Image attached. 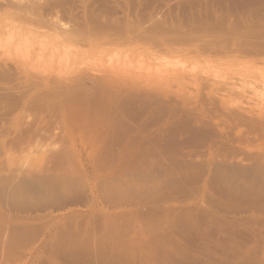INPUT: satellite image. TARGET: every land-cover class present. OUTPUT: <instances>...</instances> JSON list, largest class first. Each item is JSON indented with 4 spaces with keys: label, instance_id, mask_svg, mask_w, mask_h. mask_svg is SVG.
Here are the masks:
<instances>
[{
    "label": "rangeland",
    "instance_id": "obj_1",
    "mask_svg": "<svg viewBox=\"0 0 264 264\" xmlns=\"http://www.w3.org/2000/svg\"><path fill=\"white\" fill-rule=\"evenodd\" d=\"M64 1L0 11V264H264V0Z\"/></svg>",
    "mask_w": 264,
    "mask_h": 264
},
{
    "label": "bare ground",
    "instance_id": "obj_2",
    "mask_svg": "<svg viewBox=\"0 0 264 264\" xmlns=\"http://www.w3.org/2000/svg\"><path fill=\"white\" fill-rule=\"evenodd\" d=\"M61 1H64V0H61ZM59 2H60V0L58 1V0H44V1H41V0H0V11H1V13L2 14H4V15H10V16H12V15H15L16 17H18L19 19H22V20H25L26 21V19L30 22V21H33V20H36L37 22H39L40 24H42V26L44 25V27H48L50 24L51 25H57L58 27H62V28H65V27H63V26H65V24L64 23H62L61 21H60V19H59V17H60V15H61V13H60V15L58 16V15H56V11H57V9L55 10V8L58 6V4H59ZM64 2H66V4H68L67 3V1H64ZM61 3V2H60ZM62 4V3H61ZM60 4V5H61ZM93 4V3H92ZM62 6V5H61ZM126 6V5H125ZM59 7V6H58ZM92 6H90V8H91ZM66 8V7H65ZM69 7H67V9H68ZM71 8V7H70ZM74 8V7H73ZM79 8V7H78ZM121 8H123V7H121ZM90 10V9H89ZM94 10V9H93ZM123 10H124V8H123ZM122 10V11H123ZM61 11V10H60ZM65 11V10H64ZM69 11V10H68ZM115 11V10H114ZM51 12H53V13H55V19L54 18H47V19H44V18H46L47 17V13H50V14H52L53 15V13H51ZM57 12H59V11H57ZM80 11L78 10L77 11V13H79ZM62 13H64L65 14V12H63L62 11ZM71 13V12H70ZM87 13V12H86ZM89 13H93V12H89ZM63 14V15H64ZM43 15H44V18H42L43 17ZM49 15V14H48ZM52 15H51V17H52ZM65 15H67V14H65ZM70 14H68V16H69ZM73 15V14H72ZM87 15V14H86ZM75 16V15H74ZM34 17V18H33ZM49 17V16H48ZM64 17V16H63ZM81 17V16H80ZM80 17H78V18H80ZM129 17V16H128ZM61 18V17H60ZM69 18H71V17H69ZM76 18V17H75ZM88 18V17H87ZM52 19V20H51ZM62 19V18H61ZM64 19V18H63ZM74 19V18H73ZM80 19H82V17L80 18ZM100 19V18H99ZM105 19V18H104ZM93 20H95V18L93 19ZM36 21H35V23H36ZM104 21V20H103ZM70 22V21H69ZM73 22V21H72ZM21 23V22H20ZM25 23V22H24ZM82 23V22H81ZM140 23V22H139ZM142 23V22H141ZM37 24V23H36ZM45 24H47V25H45ZM49 24V25H48ZM67 24V23H66ZM74 24H77V23H74ZM73 24V25H74ZM126 24V23H125ZM135 24V23H134ZM143 24V23H142ZM141 24V25H142ZM50 25V26H51ZM60 25V26H59ZM72 25V26H73ZM77 25H81V24H77ZM140 25V24H139ZM50 26H49V28H50ZM54 26V27H55ZM67 26V25H66ZM68 27V26H67ZM71 27V26H70ZM74 27V26H73ZM72 27V28H73ZM86 27V26H85ZM133 27H134V25H133ZM135 27H136V25H135ZM134 27V28H135ZM142 27V26H141ZM57 28V27H56ZM56 28H54V29H56ZM92 28V27H91ZM109 28V27H108ZM112 28V27H111ZM111 28H110V31H111ZM133 28V29H134ZM137 28V27H136ZM136 28H135V30H136ZM148 28V27H147ZM150 28V27H149ZM149 28L148 29H146V30H149ZM50 29H53L52 27L50 28ZM69 29H71V28H69ZM81 29V28H80ZM96 29V28H95ZM116 29V28H115ZM119 29H120V27H119ZM129 29H131V27L129 28ZM143 29H145V26L143 27ZM73 30V29H72ZM97 30V29H96ZM105 30V29H104ZM103 30V31H104ZM138 30V29H137ZM71 31V30H70ZM85 31H86V29H85ZM93 31H95V30H93ZM99 31V30H98ZM109 31V30H108ZM112 31H113V29H112ZM117 31V30H116ZM130 31V30H129ZM74 32L75 31H73L72 32V34H74ZM96 32V31H95ZM115 32V31H114ZM138 32V31H137ZM137 32L136 33H134V34H137ZM67 33V32H66ZM97 33H99V32H97ZM96 33V34H97ZM113 33V32H112ZM116 33V32H115ZM139 33H142V31L141 32H139ZM138 33V34H139ZM149 33V32H148ZM147 33V34H148ZM75 34H76V32H75ZM92 34V33H91ZM107 35H108V33H106ZM114 34V33H113ZM133 34V35H134ZM77 35V34H76ZM120 35V34H119ZM140 35H143V34H140ZM144 36V35H143ZM140 37V36H139ZM142 37V36H141ZM147 37V36H146ZM190 37V36H189ZM186 39V38H185ZM182 40V39H181ZM187 42V41H186ZM205 46L207 47V45L205 44ZM204 48V47H203ZM2 65V64H1ZM12 66V65H11ZM10 68V67H9ZM5 69V68H4ZM3 72V71H2ZM1 71H0V75H1V78H2V73ZM4 72H5V70H4ZM3 72V73H4ZM13 72H15V71H13ZM12 72V73H13ZM114 72V71H113ZM8 73V72H7ZM11 73V72H10ZM11 73V74H12ZM110 73H112V72H110ZM9 74V73H8ZM114 74H118V73H115L114 72ZM13 75V74H12ZM111 75H113V74H109L108 73V75H106L105 77H102V78H99L98 80L96 79V80H93V79H90L91 81V83L90 84H92L91 86H93V87H96V86H98L99 84H101V83H103V84H105V85H112V90L113 91H115V89H127V87H125V85H126V82H123V81H120L119 79H116L115 77H113V76H111ZM121 75V74H120ZM124 75V74H123ZM122 75V76H123ZM9 76V75H8ZM30 76H31V74H30ZM33 76H35V75H33ZM104 76V75H103ZM116 76V75H115ZM22 77V76H21ZM37 77V76H36ZM4 78V77H3ZM2 78V79H3ZM6 78H8V77H6ZM32 77H30L29 79H26V80H32L31 79ZM56 79V78H55ZM85 78L83 77H79L78 79H74V80H72L71 79V81H72V83H71V85L69 84V85H66V86H62V84H61V86H62V88H63V90L62 91H64V89L65 88H69L70 86H72L73 84H81V83H83L85 80H84ZM7 80V79H6ZM9 80H11V78L9 79ZM13 80H15V78L13 79ZM63 80V79H62ZM61 79H57V80H54V79H51L50 77H44L43 78V81H44V86H46V85H48V86H50V84H56V85H58V87H59V83H61V81H62ZM12 81V80H11ZM41 81V80H40ZM119 81V82H118ZM130 83V82H129ZM16 84V83H15ZM39 85H40V83H39ZM41 86V85H40ZM60 86V87H61ZM131 86V85H130ZM29 87V86H28ZM51 87V86H50ZM53 87V86H52ZM57 87V88H58ZM27 88V87H26ZM46 88V87H45ZM48 88V87H47ZM130 88V87H129ZM133 88V87H132ZM2 89V88H1ZM28 89H31L30 87L28 88ZM27 89V90H28ZM49 89V88H48ZM54 89V88H53ZM56 89V88H55ZM54 89V90H55ZM136 89H139L140 90V88H138L137 86H136ZM43 90V89H42ZM52 89H50V91H51ZM60 90V89H59ZM68 90V89H67ZM67 90H65V91H67ZM10 91V90H9ZM44 91V90H43ZM138 91V90H137ZM18 92H19V90H18ZM42 92V91H41ZM59 92V91H58ZM56 93H57V90H56ZM23 94V93H22ZM21 94V95H22ZM25 94V93H24ZM49 94V93H48ZM51 94V93H50ZM54 94V93H53ZM57 94H59V93H57ZM19 95V94H18ZM89 96V95H88ZM45 97V96H44ZM51 98H52V96H50ZM143 97V96H142ZM14 98V97H13ZM172 98V97H171ZM16 100V99H15ZM147 102V101H146ZM30 103V102H29ZM15 105V104H14ZM12 106V105H11ZM31 107V106H30ZM58 107V106H57ZM1 108V107H0ZM4 108V107H3ZM2 108V109H3ZM55 108V107H54ZM8 109V108H7ZM10 109V108H9ZM6 110V109H5ZM57 110V109H56ZM55 110V111H56ZM4 111V110H3ZM11 111V110H10ZM25 112V111H24ZM4 113V112H3ZM10 113V112H9ZM6 118V117H5ZM7 119V118H6ZM10 119V118H9ZM5 120V119H4ZM3 120V121H4ZM1 122V121H0ZM125 122V121H124ZM3 123V122H2ZM59 123H61V122H59ZM28 124V123H27ZM4 125V124H3ZM58 127V126H57ZM61 127V126H60ZM29 128V127H28ZM58 129H60L59 127H58ZM63 128H61L59 131H61ZM26 130V129H25ZM17 134V133H16ZM60 134V133H59ZM20 135V134H19ZM25 135V134H24ZM1 136V135H0ZM21 137V136H20ZM14 139H15V137H13ZM16 138H18V137H16ZM59 138H61V137H59ZM17 140V139H16ZM16 140H13V142H10L11 144H14L15 143V141ZM123 140V139H122ZM26 141V140H25ZM22 142V141H21ZM39 142V141H38ZM117 142H119V141H117ZM121 142V141H120ZM8 143V142H7ZM9 143V144H10ZM24 143V142H23ZM34 143H36V142H34ZM58 143V142H57ZM38 145H41V144H39V143H37ZM118 144V143H117ZM38 145H36V146H38ZM16 146H18V144L16 145ZM15 148H17V147H15ZM57 156V155H56ZM128 215V214H127ZM126 219V218H125Z\"/></svg>",
    "mask_w": 264,
    "mask_h": 264
}]
</instances>
